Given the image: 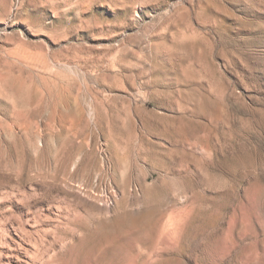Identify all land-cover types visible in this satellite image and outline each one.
Segmentation results:
<instances>
[{
  "label": "rangeland",
  "instance_id": "obj_1",
  "mask_svg": "<svg viewBox=\"0 0 264 264\" xmlns=\"http://www.w3.org/2000/svg\"><path fill=\"white\" fill-rule=\"evenodd\" d=\"M0 264H264V0H0Z\"/></svg>",
  "mask_w": 264,
  "mask_h": 264
}]
</instances>
